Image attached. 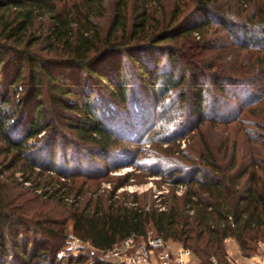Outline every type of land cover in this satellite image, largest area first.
I'll list each match as a JSON object with an SVG mask.
<instances>
[{
    "label": "trees",
    "instance_id": "obj_1",
    "mask_svg": "<svg viewBox=\"0 0 264 264\" xmlns=\"http://www.w3.org/2000/svg\"><path fill=\"white\" fill-rule=\"evenodd\" d=\"M220 31L236 40L227 53L212 38ZM185 47L196 61L182 68ZM212 48L217 54L206 53ZM163 54L171 69L160 66ZM99 89L126 110L131 99L159 103L175 93L195 128L211 122L234 131L218 149L203 141L198 156L169 171L187 188L167 194L164 206L148 205L147 193H117L125 183L98 194L80 183L92 176L55 170V148L67 139L77 154L107 162L125 147L99 110ZM42 148L50 149L46 164L38 160ZM177 153L186 157L180 145ZM7 160L39 196L74 201L67 220L28 215L7 195L0 171V264H64L69 230L90 251L66 264H125L103 252L150 231L190 248L198 264H229L228 239L243 257L260 246L264 253V0H71L63 7L0 0V166Z\"/></svg>",
    "mask_w": 264,
    "mask_h": 264
},
{
    "label": "rangeland",
    "instance_id": "obj_2",
    "mask_svg": "<svg viewBox=\"0 0 264 264\" xmlns=\"http://www.w3.org/2000/svg\"><path fill=\"white\" fill-rule=\"evenodd\" d=\"M57 1L60 7H63L71 0H68V2L66 0ZM214 37L216 45H228L221 47L218 53L229 52L236 43V40L234 38L230 39L226 32L220 31L212 36V38ZM44 47V43L37 46L41 52ZM183 52H187V57H180L178 64L182 68H187L188 61H196V57L186 47ZM43 53L46 54V51L43 50ZM206 53L212 55L214 48L207 49ZM214 54H217V51ZM229 55V57L232 56V54ZM161 61L160 66H165L167 69L174 66L167 54L162 55ZM128 78L131 81V88H134L137 85L135 83L136 75L129 71ZM142 95V97L145 96ZM169 97L159 103L150 95L141 103L131 99L128 110H126L119 107L111 99L106 89H99L94 97L97 104H99V110L103 115L111 118L107 125L115 129L116 135L121 136L125 147L114 150L105 162L100 158H91L89 155H84L85 151L83 149V154H77L71 141L65 139L55 148V170H61L68 174L80 172L92 176L94 179H89V177L80 178V183L87 182L85 189L90 185L93 189H98V194L103 195L110 193L117 184L125 183L123 187L118 189L117 193H147L148 205L156 203L158 206H162L166 200V195L172 191L182 195L187 187L172 182V176H168L169 171L176 165L188 161L187 158L191 155L192 157L198 156L200 149L203 147V141H208L212 147L218 149L224 138L228 134L231 135L234 130L232 126L227 129L219 123L211 122L202 124L199 129L195 128L196 118L188 117L189 109L187 104L180 100V95L173 93ZM70 101L75 102L77 98L72 97ZM211 107L208 106L207 109ZM254 107L249 108L250 112L255 111L253 110ZM207 112L208 114L211 113L209 110ZM224 113L226 114V110ZM246 115L248 116V112ZM64 133H68L67 138L74 137L68 129H65ZM178 145H180V149L186 151V157L182 154H174V150L177 149ZM169 148L171 150H167ZM49 152L50 149L42 148L38 160L46 164L44 158L50 154ZM65 152H67V155H65ZM9 166L10 160H7L5 165L0 166V171L3 173L2 179L8 184V188H6L7 195L15 198L16 206L24 208L28 215L50 217L59 221L68 219V204L73 203L74 197L66 200L65 205L55 199L39 196L41 191L35 190V186L31 183L24 182L25 178L21 171ZM55 170L51 171L50 175L58 179L59 176L56 175ZM60 180H64V178ZM88 196H90V193ZM169 244L173 249L181 246L171 240ZM83 250L87 254L90 251L89 245L80 242L79 237L69 230L65 245L59 252V257H62L64 264H66L70 257L78 256ZM228 250L231 254L228 253L231 261L227 257L229 264H233L232 261L236 260L239 264H254L250 257L246 259L240 254L234 240L228 244ZM10 252L12 253L10 259H12L17 254V250L14 249L13 245L10 247ZM261 255H264L262 246H260V251L253 256L259 258ZM193 264H198V261L195 260Z\"/></svg>",
    "mask_w": 264,
    "mask_h": 264
},
{
    "label": "built area",
    "instance_id": "obj_3",
    "mask_svg": "<svg viewBox=\"0 0 264 264\" xmlns=\"http://www.w3.org/2000/svg\"><path fill=\"white\" fill-rule=\"evenodd\" d=\"M80 242H82L79 239ZM106 259H115L125 264H193L190 248L183 245L173 249L169 241L162 236L148 232L146 236L133 233L117 243L113 248L103 252ZM231 261V258L228 256ZM254 264H264V255L259 258L251 256ZM239 264L238 261H232ZM218 264V263H216Z\"/></svg>",
    "mask_w": 264,
    "mask_h": 264
},
{
    "label": "crops",
    "instance_id": "obj_4",
    "mask_svg": "<svg viewBox=\"0 0 264 264\" xmlns=\"http://www.w3.org/2000/svg\"><path fill=\"white\" fill-rule=\"evenodd\" d=\"M234 239H228L227 240V244H229L231 241H233ZM234 242L236 243V246H237V248H238V250H239V252H240V254H241V251H240V247H239V245H238V243L234 240ZM228 253L230 254V252H229V250H228ZM231 255V254H230ZM242 255V254H241ZM244 258H246L247 259V257H244Z\"/></svg>",
    "mask_w": 264,
    "mask_h": 264
}]
</instances>
